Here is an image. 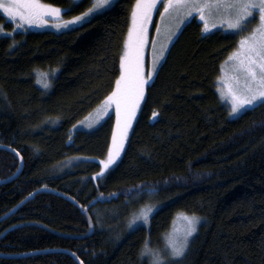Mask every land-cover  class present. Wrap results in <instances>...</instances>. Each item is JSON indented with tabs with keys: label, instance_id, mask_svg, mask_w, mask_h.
<instances>
[{
	"label": "trees",
	"instance_id": "obj_1",
	"mask_svg": "<svg viewBox=\"0 0 264 264\" xmlns=\"http://www.w3.org/2000/svg\"><path fill=\"white\" fill-rule=\"evenodd\" d=\"M40 1L67 16L92 4ZM136 6L116 0L59 33L16 31L0 14V145L24 163L0 184V264H79L62 251L83 264H151L179 214L200 222L172 264H264V102L230 118L215 91L236 35L184 27L105 174L113 113L75 129L117 89ZM18 167L0 149V180ZM148 204L149 223L131 225Z\"/></svg>",
	"mask_w": 264,
	"mask_h": 264
},
{
	"label": "rangeland",
	"instance_id": "obj_2",
	"mask_svg": "<svg viewBox=\"0 0 264 264\" xmlns=\"http://www.w3.org/2000/svg\"><path fill=\"white\" fill-rule=\"evenodd\" d=\"M82 0H71V4L75 5L80 3ZM116 0H111V2L102 9L95 10L84 18V21L76 24L70 25L69 28H57L56 24L62 23L64 21L72 20L74 17L82 16L84 13H87L90 8L93 7V4L96 0H92L91 6L82 14L76 16H67L65 15V8L52 5L54 7L60 8L62 10L61 19L56 20L53 17H45L43 25H41L40 20H34L31 24L26 21H21L19 17H16L15 20L10 18L7 13L0 8V14H2L8 21H11L14 24L16 31L27 32V31H51V32H62L74 27L80 26L81 24L88 21L92 16L103 12L114 4ZM11 0H0V4L7 5ZM247 0H194L196 7H193V0H189V4L186 7L179 8L176 11H172L169 14H166L163 19H161L160 12H163V7L158 4L157 10L152 11L150 17V23L146 24L145 31V45L140 49V60H141V78H147V75L153 68V61L160 57L161 52H163V57L159 59V63L156 65V71L152 73V79L143 86V93L145 95L148 85L153 81L155 75L161 66V64L166 59L170 49L174 45L177 37L180 35L184 27L191 22L196 20V22L201 24V31L203 35L211 34L213 32L220 31L223 34H234L238 39L236 48L231 51L227 59L221 64L219 75L215 80V91L220 99V101L228 108V113L230 118H236L241 115L247 109L253 108L260 101L255 102L252 105L245 106L238 114H232V105L235 102L234 96L240 100L249 98L252 95H259V93L264 92V83L261 82V77L259 69H256V79L253 80L248 76L245 68L247 67V48L242 47L241 41L247 40L253 36L254 30L259 27L261 24L260 13L252 11V16L246 17L247 22L242 24L243 30H237L230 27V24L235 23V20L239 15H243V11L239 7L229 8L226 5L229 3H239L243 4ZM42 4L49 5L48 3L40 1ZM51 5V4H50ZM199 8V12L197 11ZM189 13H191L189 15ZM203 16L204 19L201 20L200 16ZM23 23V27H18L17 25ZM157 28L160 31H157ZM208 30L205 31L204 29ZM129 47V46H128ZM130 48H128V53ZM127 68V60L125 61ZM125 70L123 71H126ZM122 89L127 90L132 87L131 83L122 82ZM134 98V97H133ZM144 99V96H143ZM143 99L139 100V106L135 110V116L131 119V126L127 130V137L122 141L123 148L119 153V156L115 158V163L110 165L109 168H105L104 164L107 163L108 158L105 159L102 163V168L99 175L105 174L111 168H113L121 159L126 143L132 129V126L139 114L140 107L142 105ZM124 103L123 99L121 100V115L123 116ZM113 113V131L110 139V149L114 151L113 145V134L117 133V138L119 140V131L117 128V107L116 102L113 101L111 104L105 103L101 104L95 111H93L88 117L79 122L75 129L76 130H85L92 131L98 126L103 124L109 116ZM109 157V156H108ZM154 205L143 206L138 212H136L131 218L129 223L135 225L137 223H144L147 225L149 223L150 215L153 213ZM151 209V211H148ZM147 212V219H144L142 213ZM185 217H194L186 214H179L175 217L173 225L165 237V243L163 248L157 250L151 254L148 252L147 255L150 257L151 264H156L159 261V264H172L180 256L175 255L173 248L179 249L185 243V237L189 231L190 225L188 220ZM197 218V217H196ZM195 225V229L199 224ZM196 231V230H195ZM195 233V232H194ZM194 233L187 237V244ZM187 246V245H186ZM186 248V247H185ZM184 248V250H185Z\"/></svg>",
	"mask_w": 264,
	"mask_h": 264
},
{
	"label": "snow or ice",
	"instance_id": "obj_3",
	"mask_svg": "<svg viewBox=\"0 0 264 264\" xmlns=\"http://www.w3.org/2000/svg\"><path fill=\"white\" fill-rule=\"evenodd\" d=\"M111 0H96L93 7L84 13L82 16L74 17L72 20L64 21L55 25L57 28H69L70 25H76L84 21V18L95 10H99L107 6ZM160 4L163 7V12H160L161 19L172 11H176L179 8L186 7L189 4V0H137L136 11L133 12L132 27L129 29V48L130 51L127 57L121 58V69L125 70L127 60L126 71H122L121 79L116 81L117 89L108 98V103L115 101L117 107V128L119 131V140L117 133L113 134V145L114 151L110 149L107 163L104 167L107 169L110 165L115 163V158L119 156L120 151L123 148L122 141L127 137V130L131 126L130 121L135 116V110L139 106V100L143 99V86L146 85L149 80L152 79V73L156 71V65L159 63V59L163 57L161 52L160 57L153 61V68L147 75V78H141V60H140V49L145 45V31L146 24L150 23L151 13L157 10V5ZM193 7H196L193 0ZM229 8L239 7L243 11V15L237 16L235 23L230 24L231 28L237 30H243L242 24L246 23V17L252 16V11L260 13L261 24L257 29L254 30V34L247 40L241 41L242 47L247 48V67L245 71L248 76L253 80L256 79V69H259L261 82L264 83V0H247L243 4L229 3L226 5ZM0 8L8 14L10 18L15 20L19 17L21 21H26L31 24L34 20H40L43 25L45 17H53L56 20L61 19L62 10L52 5H46L40 3V0H11L7 5L0 4ZM251 9L252 11H248ZM71 9L65 10L70 11ZM199 12V8H197ZM191 13H189L190 15ZM201 20L204 17L200 16ZM23 27V23L17 25ZM205 31L208 29L205 28ZM159 32L160 29L157 28ZM0 34L8 35L7 33ZM38 77L43 76L46 79V73H37ZM42 82L38 79V83ZM124 83H131L132 87L124 90L121 85ZM48 85L45 83L44 87ZM134 97V98H133ZM234 98L232 105V114H238L245 106L252 105L257 101L264 102V92L259 95H252L249 98L243 100ZM123 99L124 111L123 116L121 115V100ZM157 113L153 112V117H156ZM103 163V162H102ZM148 211H151L149 209ZM144 219H147V212L142 213ZM190 225L187 236L185 237V243L179 249L173 248L175 255L182 256L184 248L187 245V237H190L195 232V225L198 223L196 217H185ZM159 264V261L156 262Z\"/></svg>",
	"mask_w": 264,
	"mask_h": 264
},
{
	"label": "water",
	"instance_id": "obj_4",
	"mask_svg": "<svg viewBox=\"0 0 264 264\" xmlns=\"http://www.w3.org/2000/svg\"><path fill=\"white\" fill-rule=\"evenodd\" d=\"M0 149H5V150H8V151L12 152V153L15 154V155L17 156V158L19 159V167H18V170H17L16 173H15L13 176H11L10 178H8V179H6V180H0V184H3V183H6V182L11 181L12 179H14L15 177H17V176L21 173V171H22V169H23V159H22V157L19 155V153H17L15 150H13V149H11V148H9V147H7V146L0 145ZM53 251H55V250H49V251L46 250V251H40V252H33V253H29V254H21V255H19V256H26V255L36 254V253H46V252H53ZM59 251H62V250H59ZM62 252H66V253L71 254V255L73 256V258H74L79 264H83L75 254H73V253H71V252H68V251H62ZM0 257H5V256L0 255ZM6 257H7V256H6Z\"/></svg>",
	"mask_w": 264,
	"mask_h": 264
},
{
	"label": "bare ground",
	"instance_id": "obj_5",
	"mask_svg": "<svg viewBox=\"0 0 264 264\" xmlns=\"http://www.w3.org/2000/svg\"><path fill=\"white\" fill-rule=\"evenodd\" d=\"M24 164V163H23Z\"/></svg>",
	"mask_w": 264,
	"mask_h": 264
}]
</instances>
